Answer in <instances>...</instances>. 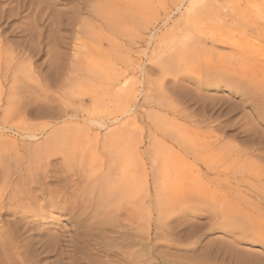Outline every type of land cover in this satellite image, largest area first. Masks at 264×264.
I'll return each instance as SVG.
<instances>
[{
  "label": "rangeland",
  "instance_id": "rangeland-1",
  "mask_svg": "<svg viewBox=\"0 0 264 264\" xmlns=\"http://www.w3.org/2000/svg\"><path fill=\"white\" fill-rule=\"evenodd\" d=\"M263 117L264 0H0V264H264Z\"/></svg>",
  "mask_w": 264,
  "mask_h": 264
},
{
  "label": "bare ground",
  "instance_id": "bare-ground-1",
  "mask_svg": "<svg viewBox=\"0 0 264 264\" xmlns=\"http://www.w3.org/2000/svg\"><path fill=\"white\" fill-rule=\"evenodd\" d=\"M264 118V117H263ZM78 133H80V132H78ZM82 134V133H81ZM77 135V134H76ZM80 136V135H79ZM81 137H83V136H81ZM80 138V137H79ZM84 138V137H83ZM54 143V142H53ZM60 146V144L57 146V145H55V144H49L46 148H44L43 150H44V152H46L45 153V155H46V157L47 158H50V157H52L53 155H55V154H57V152H56V150L58 149V148H60L59 147ZM58 147V148H57ZM42 150V149H41ZM132 150V149H131ZM121 152V151H120ZM125 157V156H124ZM241 158V157H240ZM30 182H33L32 184H34L35 183V181L34 180H31ZM28 183V182H27ZM29 185H25V187L23 188H21V189H17V190H15V191H13L12 193H11V195L8 197V205L6 206L7 208L8 207H14V205H15V203L18 201V200H27V201H30V200H32V198L33 197H35V195H34V190H33V187H31V186H29ZM35 188V187H34ZM41 191V190H40ZM42 192V191H41ZM48 196H49V198H48V200H47V203L48 204H50V206L52 207V206H54L55 204H57L56 203V200H58L57 198L58 197H53V196H50L51 194L50 193H46ZM36 198V197H35ZM60 200H63V199H65V198H59ZM74 205H77V204H74ZM56 206V205H55ZM69 206V205H68ZM71 206H73V205H71ZM74 207V206H73ZM69 208V207H68ZM2 208H1V206H0V210H1ZM11 209H6L5 210V212H7L8 214L9 213H13V214H15L16 212H21L23 215H25V214H30V215H34L35 217H39L40 215H41V210L39 209V208H36V207H33V206H29V205H24V204H21V205H18L17 207H14V208H12V211H10ZM9 227V226H8ZM5 229V228H4ZM3 229V230H4ZM11 227H10V229H7V231H9V232H11ZM13 230H14V228H13ZM4 232V231H3ZM14 232V231H13ZM10 234V233H9ZM12 234V233H11ZM13 234H15V233H13ZM16 235V234H15ZM10 237V236H9ZM11 238H12V236H11ZM16 237H13L12 239H11V241H9V243H5V245L4 246H6V247H3V248H5L6 249V251L4 250H2V248H0V251L1 252H3L2 254L3 255H5V254H7V250H9L10 248H11V246H12V244H14L15 242V240L17 241V239H15ZM51 239V238H50ZM52 240H54V239H52ZM50 241V240H49ZM48 241V244L50 243ZM53 243V242H52ZM52 243H50V244H52ZM15 245H16V243H15ZM15 245H13V248H14V246ZM0 246L2 247L3 246V244H0ZM49 247V246H48ZM16 249L17 248H15L14 250L16 251ZM13 250V251H14ZM18 250V249H17ZM4 252H5V254H4ZM42 252V251H41ZM9 253V252H8ZM16 253H17V251H16ZM15 255V254H14ZM9 256V255H8ZM7 256V257H8ZM6 257V256H5ZM7 259V258H6ZM3 261V260H2ZM4 263V262H3Z\"/></svg>",
  "mask_w": 264,
  "mask_h": 264
}]
</instances>
